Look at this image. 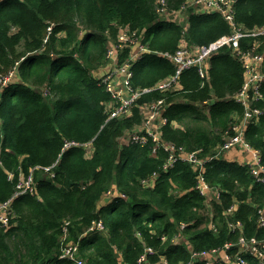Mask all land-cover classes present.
Instances as JSON below:
<instances>
[{
    "label": "trees",
    "instance_id": "obj_1",
    "mask_svg": "<svg viewBox=\"0 0 264 264\" xmlns=\"http://www.w3.org/2000/svg\"><path fill=\"white\" fill-rule=\"evenodd\" d=\"M165 1L172 13L188 0ZM157 3L0 0V203L11 199L20 177L31 170L35 186L33 195L14 200L10 224L0 223V264H75L59 256L65 245L76 243L86 264H138L147 248L156 252L149 264H187L191 251L236 245L241 237L264 239L258 223L264 186L247 165L223 156L208 162L204 180L221 193L208 203L196 189L197 168L178 160L165 171L168 154H153L152 140L121 143L142 124L140 107L164 100L161 139L189 152L201 150L202 158L217 156L225 133L244 113L233 99L243 86L244 68L230 49L211 57L206 80L196 68L185 70L176 88L144 94L129 116L108 121L111 95L94 73L106 67L121 29L136 32L153 52L133 66L135 90L175 75L176 67L161 54L174 55L182 43L207 46L232 33L218 13L189 12L186 25L162 20ZM234 16L243 30L263 28L264 0H238ZM255 40L242 39V48ZM256 106L264 109V99ZM246 139L264 163V116L249 127ZM67 143L79 145L64 150ZM147 179L151 185L143 183ZM110 191L116 198L101 206ZM232 205L237 208L228 213ZM97 221L104 231L84 236ZM235 222L244 225L243 232H232ZM179 235L187 244L173 243Z\"/></svg>",
    "mask_w": 264,
    "mask_h": 264
},
{
    "label": "built area",
    "instance_id": "obj_2",
    "mask_svg": "<svg viewBox=\"0 0 264 264\" xmlns=\"http://www.w3.org/2000/svg\"><path fill=\"white\" fill-rule=\"evenodd\" d=\"M237 2L238 0H194L193 2L192 0H188L178 11L169 13L166 9V1L158 0V11L162 20L173 21L182 25L186 22L189 12L218 13L232 27V33L207 46L195 47L182 43L174 55L161 54L167 57L176 67L175 75L160 82L153 88L135 90L132 85L133 66L144 55L152 54L153 52L142 43L141 37L136 32L123 28L120 30L117 42L109 47L107 53L108 62L106 66L110 67V70L99 79L100 85H103L111 95V101L107 105V112L109 113L108 121L115 118H123L131 114L132 108L144 94H149L154 90L166 92L176 88L178 86V79L185 70L196 68L200 78L206 80L208 78L211 57L223 49H230L231 55L238 59L244 68L243 86L233 98L236 103L243 106L244 113L241 117L235 119L236 122L225 133L224 144L217 156L202 158L200 157L201 150L189 152L183 147L166 143L161 139L160 130L167 122L163 115L166 110L164 100L142 105L140 107L143 115L142 124L121 138L123 145L129 143L145 145L152 140L153 154H157L161 149L168 154V160L164 166L165 171L172 168L178 160L187 162L194 168H197L199 175L196 189L201 196L207 199L208 203L212 200L220 199L221 193L205 182L203 174L206 171V164L220 156L226 158L228 153L232 151H239L246 156V162H242L241 164L247 165L256 182L264 186L262 154L260 151L254 149L246 139L249 127L257 124L264 116V109L256 106L264 99V52L260 49L264 44V41L260 40L264 36V27L253 30H243L238 27L234 16ZM51 30L52 28L49 29V31ZM245 38L256 39L255 43L246 50L241 45L242 39ZM127 49H131L129 57L125 62L119 63L120 55ZM12 77L13 73L5 77L2 81L3 85H7ZM73 145L79 144L67 143L64 150ZM85 146L88 148V154L90 155L91 148L88 144ZM33 173L34 170H31L27 177L21 176L14 195L8 201L0 204V223L3 226L7 227L10 224L11 217L13 216L12 204L14 200L27 193L32 195L35 193ZM9 178L12 179L13 175H10ZM152 181L147 179L143 183L151 185ZM106 196L116 197L112 191L108 192ZM236 208V205H232L228 213H234ZM259 214V227L264 229V206L259 211ZM185 227L186 225H181V230ZM230 228L232 232H243L244 225L241 222H235L230 224ZM104 229L102 221L94 222L85 232L84 236L103 232ZM64 238L66 240L67 237L65 236ZM163 240L165 241V238ZM173 243L176 245L187 244V240L184 236L179 235L173 239ZM233 247H238L240 252L234 253ZM79 251V243L65 245L62 248L59 259L69 260L75 264H86L80 259ZM155 253L154 249L147 248L140 256L138 264H149V258L155 255ZM244 255L258 260V264H264V239L253 237L247 240L241 237L236 245L227 243L223 248L211 251L200 253L191 251V261L187 264H195L198 260L203 264H252Z\"/></svg>",
    "mask_w": 264,
    "mask_h": 264
},
{
    "label": "crops",
    "instance_id": "obj_3",
    "mask_svg": "<svg viewBox=\"0 0 264 264\" xmlns=\"http://www.w3.org/2000/svg\"><path fill=\"white\" fill-rule=\"evenodd\" d=\"M186 22H187V19H186ZM186 22L184 24H186ZM109 70H110V67H108V66L101 68L94 73V77L96 79H101L103 76H105L109 72ZM225 159L229 162H237L239 164H241L242 162H246V160H247L246 156L239 151H232V152L228 153V155L226 156ZM113 199H114L113 196H107V197H105L103 202L100 203V205L105 206V205L111 203L113 201Z\"/></svg>",
    "mask_w": 264,
    "mask_h": 264
},
{
    "label": "rangeland",
    "instance_id": "obj_4",
    "mask_svg": "<svg viewBox=\"0 0 264 264\" xmlns=\"http://www.w3.org/2000/svg\"><path fill=\"white\" fill-rule=\"evenodd\" d=\"M193 1H194V0H192V2H193ZM192 8H193V7H192ZM202 12H203V11H202ZM202 12H201V13H202ZM192 13H193V12H192ZM196 14H199V13H196ZM182 25H184V24H182ZM115 43H116V42H112L111 46L114 45ZM2 84H3V83H2ZM145 113H146V112H145ZM131 131H132V130H131ZM121 143H122V142H121ZM122 144H123V143H122ZM87 149H88V148H87ZM0 204H1V203H0Z\"/></svg>",
    "mask_w": 264,
    "mask_h": 264
},
{
    "label": "clouds",
    "instance_id": "obj_5",
    "mask_svg": "<svg viewBox=\"0 0 264 264\" xmlns=\"http://www.w3.org/2000/svg\"><path fill=\"white\" fill-rule=\"evenodd\" d=\"M187 19H188V18H187ZM186 24H187V22H186ZM186 24H184V25H186ZM116 42H117V40H116ZM127 50H128V49H127ZM125 51H126V50H125ZM11 73H13V72H11ZM8 76H9V75H8ZM6 77H7V76H6ZM98 80H99V79H98ZM3 86H4V85H3ZM115 198H116V197H115ZM115 198H114V199H115Z\"/></svg>",
    "mask_w": 264,
    "mask_h": 264
}]
</instances>
